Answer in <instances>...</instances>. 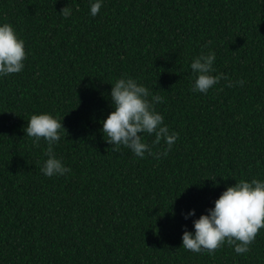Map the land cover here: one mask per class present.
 Listing matches in <instances>:
<instances>
[{
  "label": "trees",
  "instance_id": "1",
  "mask_svg": "<svg viewBox=\"0 0 264 264\" xmlns=\"http://www.w3.org/2000/svg\"><path fill=\"white\" fill-rule=\"evenodd\" d=\"M89 4L0 0L26 51L24 70L0 79V264H264V229L242 255L181 239L227 187L264 179V0H103L95 17ZM208 51L222 78L193 92L191 62ZM121 77L163 98L156 111L178 134L166 156L104 140ZM41 113L66 131L54 146L65 176L42 174L48 145L24 132Z\"/></svg>",
  "mask_w": 264,
  "mask_h": 264
},
{
  "label": "clouds",
  "instance_id": "2",
  "mask_svg": "<svg viewBox=\"0 0 264 264\" xmlns=\"http://www.w3.org/2000/svg\"><path fill=\"white\" fill-rule=\"evenodd\" d=\"M103 6V0H90L89 14L95 17ZM65 19L72 15V9L62 10ZM26 59L25 42L15 28L8 23H0V79L19 74L24 70ZM216 55L212 51L201 53L193 58L190 68L195 76L191 85L193 92L207 94L220 82L221 76L213 75ZM242 85V81L229 83V86ZM110 101L112 111L106 119L100 121L101 134L112 149L127 148L140 159L145 155L166 156L178 139V134L170 133L164 124V117L156 111L155 105L163 98L154 95L144 85L131 77L118 78L111 85ZM62 121L51 114H33L24 128L26 136L37 144L43 139L47 147L46 156L40 169L46 177H61L71 172L61 158H58L54 146L61 141ZM145 134L154 136L153 145L163 141L166 149L163 153H153L145 143ZM192 221L193 231L186 228L182 234V248L192 253L215 252L227 244L237 255L249 252V246L258 232L264 229V179H241L229 186L214 201V207L206 210ZM196 215L195 210L184 214L188 220Z\"/></svg>",
  "mask_w": 264,
  "mask_h": 264
}]
</instances>
